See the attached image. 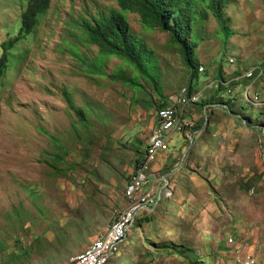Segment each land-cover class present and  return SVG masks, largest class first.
<instances>
[{"label": "rangeland", "instance_id": "rangeland-1", "mask_svg": "<svg viewBox=\"0 0 264 264\" xmlns=\"http://www.w3.org/2000/svg\"><path fill=\"white\" fill-rule=\"evenodd\" d=\"M26 3L0 0V57L15 40L0 80V264H68L106 234L128 206L162 100L190 85L195 127L151 164L155 193L167 181L170 196L139 214L108 264H194V253L200 264H231L230 235L255 241L264 264V76L235 96L250 70L264 69V0H225L229 34L207 13L195 30L197 70L168 34L128 13L154 54L157 91L88 43L83 23L117 10L116 0H50L30 34ZM145 214L151 221L139 223Z\"/></svg>", "mask_w": 264, "mask_h": 264}, {"label": "trees", "instance_id": "trees-1", "mask_svg": "<svg viewBox=\"0 0 264 264\" xmlns=\"http://www.w3.org/2000/svg\"><path fill=\"white\" fill-rule=\"evenodd\" d=\"M116 1L118 6L117 10L112 9L107 15L99 16L94 20L93 24L88 22L83 23L82 28L87 36L88 43L98 48L101 58L114 57L133 68L138 79L133 80L132 83L139 88L145 87L141 84L144 81L157 91L156 83L159 74L154 69L156 65L154 54L138 36L131 32L127 17L128 13L137 14L140 17L141 24L145 28L159 29L168 34L170 43L179 49L189 69L197 70L194 64V53L199 45L200 37L195 30L196 25L205 18L208 12L212 13L222 33H230V27L224 18L225 0ZM49 4L50 0H27L26 7L20 16L21 31L23 33L30 34L33 32L37 24V17L47 12ZM14 44L15 40L7 41L3 45V53L0 57V80L9 63V51ZM112 79L115 78L112 77ZM252 79L254 78L246 79L242 84H236V97L239 93H245L244 87ZM188 89L191 93L192 85ZM68 102L80 119L84 121V110L76 108L71 103L70 98H68ZM168 104L169 102L164 98L159 107L163 109L172 105ZM157 125H159V122ZM146 151L147 147L144 155ZM144 155L138 161V165L143 160ZM148 221H151V218L145 215L139 220V223ZM194 257L196 259L194 264H200V261L204 260L203 258H199L195 253Z\"/></svg>", "mask_w": 264, "mask_h": 264}, {"label": "built area", "instance_id": "built-area-1", "mask_svg": "<svg viewBox=\"0 0 264 264\" xmlns=\"http://www.w3.org/2000/svg\"><path fill=\"white\" fill-rule=\"evenodd\" d=\"M229 61L234 63L233 58ZM199 70L204 71V67L201 66ZM247 76L259 79L264 76V69L260 66L255 67ZM199 101V96H192L188 87H184L173 98L171 106L159 110V125L151 136L143 160L131 174L125 189L127 208L117 214L115 220L108 226L106 234L94 239L86 251L72 257L68 264H108L128 237L129 230L137 221L139 214L154 211L163 198L168 199L170 192L167 181L155 193L156 185L151 182L154 175L151 164L158 155L172 151L171 142L174 135L193 129L194 122L186 118V111L191 103ZM225 241L226 258L231 264H260L255 241L250 243L248 239L238 238L237 235H230Z\"/></svg>", "mask_w": 264, "mask_h": 264}]
</instances>
